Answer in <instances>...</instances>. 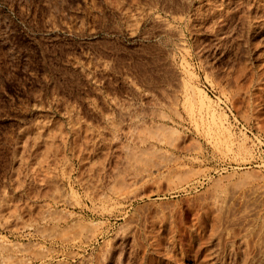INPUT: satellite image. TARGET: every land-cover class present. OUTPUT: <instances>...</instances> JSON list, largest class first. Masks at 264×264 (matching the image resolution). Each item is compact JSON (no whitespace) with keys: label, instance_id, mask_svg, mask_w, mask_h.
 Instances as JSON below:
<instances>
[{"label":"rangeland","instance_id":"1","mask_svg":"<svg viewBox=\"0 0 264 264\" xmlns=\"http://www.w3.org/2000/svg\"><path fill=\"white\" fill-rule=\"evenodd\" d=\"M0 264H264V0H0Z\"/></svg>","mask_w":264,"mask_h":264},{"label":"bare ground","instance_id":"2","mask_svg":"<svg viewBox=\"0 0 264 264\" xmlns=\"http://www.w3.org/2000/svg\"><path fill=\"white\" fill-rule=\"evenodd\" d=\"M159 139H160V138H159ZM159 139H158V140H159ZM156 140H157V139H156ZM142 141H143V140H142ZM145 141H146V140H145ZM166 141H167V140H166ZM159 142H160V141H159ZM143 143H144V141H143ZM158 144H159V143H158ZM167 144H168L169 146H172V143H168V142H167ZM161 146H162V145H161ZM183 165H184V164H183Z\"/></svg>","mask_w":264,"mask_h":264}]
</instances>
